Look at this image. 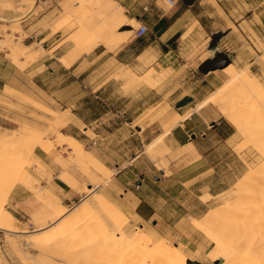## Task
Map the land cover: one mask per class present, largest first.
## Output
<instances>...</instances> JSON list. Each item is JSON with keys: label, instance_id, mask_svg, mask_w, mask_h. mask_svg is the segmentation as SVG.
Segmentation results:
<instances>
[{"label": "rangeland", "instance_id": "obj_1", "mask_svg": "<svg viewBox=\"0 0 264 264\" xmlns=\"http://www.w3.org/2000/svg\"><path fill=\"white\" fill-rule=\"evenodd\" d=\"M37 4L31 24L22 26L18 21L6 28L0 26V84H7L0 90V138L15 132L20 138L17 143L0 144V203L7 201L6 208L16 218L15 227L26 230H0V264H93V258L103 259L105 264L120 263L121 259L114 263L99 258L98 252L90 248L80 252L74 249L79 243L77 232L90 231L88 225L95 220L114 229L105 212L92 202L95 193L107 196L115 208H125V230L130 238L141 232L154 241L166 237L168 245L180 248L191 264H220L222 260L213 263L209 258L214 248L209 236L218 237L203 219L214 208L234 200L233 190L249 176L250 168H259L254 175L264 168V155L256 150L254 142L245 143L247 138L236 136L238 129L212 103L201 111L208 121H215L209 123V141L203 146L211 155L200 172L190 171L191 166L198 165L191 164L195 158L191 150L176 149L166 132H171L206 98L220 92L228 80L223 69L231 64L235 67L232 71L250 66V72L264 84V62L260 58L264 55V0L203 3L199 13L208 35L191 27L179 40L172 38L170 47L179 55L173 67L167 63L147 66L153 57L146 56L138 60L129 56V67L109 60L118 51L111 49L118 27L129 23L131 38H137L135 29L140 25L135 19L128 20L114 0H37ZM77 11L80 14L74 17ZM78 40L85 46H79ZM22 42L30 47L27 54L19 51ZM100 43L113 52L100 54L101 50H95ZM182 44L185 49L180 50ZM90 46V52L84 50ZM216 56L207 68L229 64L208 72L200 69L201 64ZM64 57H76L74 63L80 64L75 69L74 63L64 65ZM152 68L154 78L149 82L146 79ZM128 70H133L136 78H130ZM17 91L25 96H18ZM185 97L187 101L182 102ZM178 107L186 112L174 120L172 114ZM218 122L214 130L213 124ZM25 123L29 130L23 134L20 127ZM55 128L76 137L87 153L108 166L109 173L96 172L91 165V174L87 170L85 173V162L79 165L69 151L54 146L53 139L65 137L58 136ZM165 134L161 142L148 147ZM225 139L224 144L217 143ZM43 142L46 147L52 144L48 147L51 151L41 148ZM34 146V154L23 155ZM36 152L43 153V160ZM162 157L164 160H159ZM14 159H19L20 165L10 170ZM157 160L165 165L159 167ZM22 167L31 171L40 189L43 187L69 211L80 203H89L99 218L93 215L85 227L68 234L51 222L46 230L35 233L42 227L41 215L47 203L40 193L25 187ZM206 167L211 169L202 171ZM60 173L75 176L77 189L61 181ZM197 177L203 179L196 181ZM60 181L66 187L59 192L53 185ZM251 182L255 184L254 179ZM92 186L96 190L88 195ZM15 187L18 189L14 193ZM56 240L60 242L55 246L51 241ZM260 255L264 257V250Z\"/></svg>", "mask_w": 264, "mask_h": 264}, {"label": "bare ground", "instance_id": "obj_2", "mask_svg": "<svg viewBox=\"0 0 264 264\" xmlns=\"http://www.w3.org/2000/svg\"><path fill=\"white\" fill-rule=\"evenodd\" d=\"M78 12L79 11L75 12L74 17L80 14ZM131 22H135V20L133 19ZM6 26L7 25H4L5 28ZM130 34L131 32H125L123 34V38H127ZM91 41L92 39L88 40V44ZM121 41L122 40L115 39V42L111 43L113 45L111 46L110 44L111 49H115L121 43ZM77 44L79 46H85V44H81L80 40L77 41ZM19 45V51L21 53L27 54V49L30 50V47L25 45L23 42ZM90 49H92V46L85 47L84 50L90 52ZM29 52L31 53V51ZM75 58L71 57L68 59L67 57H64L62 62L70 66L74 62ZM260 58L264 62V55ZM249 67L250 66L245 67L243 70L239 71H232L235 69V67L233 64H231L223 69L228 76V80L219 93L213 94L206 98L197 107V110H201L209 103L216 105L221 114L227 118L229 123L238 129V133L235 135H240L247 138L245 143L254 142V146L257 148L256 150L264 155V84L257 76L250 72ZM152 71H154L153 68L149 71L148 77L146 79L149 82L154 78L152 76ZM127 73L130 75V78L131 75L136 78L135 72L133 70H128ZM159 79L161 78H158V80ZM144 82L146 81L144 80ZM156 83H159V81H156ZM15 94L18 96H25L18 91ZM56 113L57 112H55V114ZM179 118L180 116L178 114H173L172 119ZM20 128V132L23 134L27 133L29 130V126L26 123L22 124ZM49 133L52 134L51 132ZM56 133L58 136H63V134H65V137L53 139L54 146L62 147L64 150L69 151L68 154L70 157H74L79 165L85 162L87 167L88 165H91L93 170L96 172L102 174L109 173L110 169L108 166L101 162L97 157L87 153L83 147L84 145H82V143L76 137L66 134L62 131H57ZM168 133L169 130L166 132V134ZM166 134L164 136H159L148 147L151 148L155 144L161 142L165 138ZM19 139V136L15 132L12 133L10 137L0 138V144L6 145L7 142H12V144L17 143ZM22 139L23 137L21 140ZM51 145L52 144L49 146L51 147ZM41 146L40 147L46 152L51 151V148H48L49 146L46 147L44 142L41 144ZM36 147L37 146H34L29 150H25L23 155H29L32 153L34 154ZM192 147L191 145H188L185 146L184 149L191 150ZM243 151L244 150H242V153ZM5 153L7 155L6 151ZM87 157L88 160L84 161V159ZM159 160L163 161L164 158ZM159 160H157V165L162 168L165 163L163 162L164 164H160L161 161L158 162ZM19 165V159H14L11 161L10 170L17 169ZM261 166L263 167L264 165ZM89 168L90 167L84 168L83 171L87 170V172L90 173L91 171H89ZM258 169L259 168L256 167L255 169L250 168L251 173L249 176L246 177L244 181L237 188H235V190H233L234 200L228 201L218 208H214V210L203 219V224L206 225L218 237L217 240L208 235L214 244V248L209 253V258L213 263L222 260L220 264H264V257L263 255H260V251L264 250V168L261 169L257 175H254ZM168 171L170 170L168 169ZM22 172V179L27 183V186L25 187L31 190V192L33 191L40 193L39 195L41 196V199H44L47 203L46 210L41 215L44 217V222L42 223V227L35 230V233L46 230L49 226V223L51 222V224L56 223L60 225L59 229H61L63 233L68 234L71 231L82 228L83 226L85 227L86 223L90 218L93 217V215L99 218L97 213H95L93 210V206L89 203H80L77 207H75L73 212L69 211V209L63 206L56 197L52 196L48 192H44L42 190L43 187L41 189L39 188L38 180H35L33 175L30 173L31 171L29 172L27 167H22ZM59 178L61 181L72 187V189H77L76 187L79 183L75 176L71 177L68 175V173H60ZM252 179L255 180V184L251 182ZM107 180L108 179H106V181ZM24 184L25 182L23 185ZM95 187L92 186V188L89 189L88 195H92V193H94L96 190ZM93 201H95L100 210L105 212V215H107L108 219L114 225V229H111L108 223H102L101 220H95L94 222L92 221L93 224L88 225V229L90 228V231H78L76 234L78 235L79 243L74 247V249L77 252L90 248L95 252H98L97 256L99 258L102 257L107 261H114V263L119 259L122 260V258L125 257L122 262L120 260V263L118 261L117 264H191L192 260L187 258V254L185 253V255L180 248L170 246V244L168 245V243L164 240L166 237L164 239L162 238L154 241L151 236H148L149 234L147 235L146 233L141 232V234L136 235L134 238H130L125 230V226L127 225H125V220L127 218L126 214L119 208H115L116 206L114 207L112 202L104 194L98 193L96 195L95 193L92 202ZM6 202L7 201H3L0 203V230H4L6 232H26V230L19 231L15 227L16 225L14 224V221L16 218L12 211L6 208ZM114 208L115 211L113 210ZM111 209L114 211H112L113 213L111 212ZM41 216L38 215L37 217L41 218ZM51 242L55 243L56 246L59 245L58 243L60 241L56 240ZM209 243L211 242L209 241ZM148 253L149 255H146ZM92 255L95 256V254ZM93 259V264L106 263V261L103 259Z\"/></svg>", "mask_w": 264, "mask_h": 264}, {"label": "crops", "instance_id": "obj_3", "mask_svg": "<svg viewBox=\"0 0 264 264\" xmlns=\"http://www.w3.org/2000/svg\"><path fill=\"white\" fill-rule=\"evenodd\" d=\"M49 1L52 2L53 0ZM114 1L117 3V5L123 8L124 16L128 20L135 19L139 23L144 22L149 27V33L146 36L141 37V39L131 38V34L127 38H123V34L125 32H132V30L129 29V23L118 27L117 31H115L114 36L116 39L122 41L115 48H118V51H116L114 55L112 54L109 56V60L111 62H115V64L117 65H124L129 67V56H135V60L146 56L153 57L152 62L147 66H158L159 64L167 63L168 65L170 64V67H173L175 65V57H179V55L170 47V41L172 40V38L176 37L175 41L179 40L185 33H187V31H189L191 27L196 28L200 32H204L205 35H208V31L202 23L201 14L199 13L201 12L200 7L208 0H194L190 4H185L183 0H175L174 6H172L167 0ZM37 8V0H0V26L11 25L18 21L21 22V25L23 23L31 24L32 20H34L35 18V13H37ZM124 27H127L128 29L123 30L122 28ZM178 48L180 50H183L185 49V46L182 44L181 47ZM95 50H101L100 54H104L105 52H113L109 48L107 49L105 43H100V45L95 47ZM77 62L74 64L72 63L73 65L71 64L73 67L75 66L74 69L80 64V62L78 64ZM200 63L201 62H199V64ZM64 67L67 69L66 66ZM0 86V90L1 88L5 89L7 84H0ZM82 87L86 88L87 86L83 84ZM178 108L179 110L174 109L173 114H178L180 117L184 116L186 112L184 110L186 109L183 108L180 110V108L182 107ZM195 108L189 116H186L185 119H174L179 120V122L171 129V132H169V136L170 141L176 149H181L188 145H191V147L194 146L191 149V156L195 158L191 160V164L198 163V165H196V167H194V165L191 166L190 171L192 172L195 169L196 173H198L201 170L199 168L202 167L206 163V161L208 162V158L211 155L208 150H203V146L209 141V133L207 132L211 130L209 128V123L212 124L215 119L208 121L201 112L203 111V108L201 110H197V107ZM219 113L221 114L220 111ZM218 125L219 122L218 124L214 125L213 129H218ZM227 140L228 139L217 141V143L221 142L224 144V142H226ZM36 155L41 160H43L42 152H36ZM207 168L209 167L203 168L202 171L207 170ZM204 177L206 176H203V178ZM203 178L197 177L196 181ZM180 183L184 185L182 181H180ZM53 187L54 189L56 188L55 190L59 192L65 189L61 184L58 183L53 185ZM17 189L18 187L14 188V193L17 191ZM220 193L221 192H216L215 195H218ZM66 198L69 199L68 197ZM121 210L125 214L127 213L125 211V208Z\"/></svg>", "mask_w": 264, "mask_h": 264}, {"label": "built area", "instance_id": "obj_4", "mask_svg": "<svg viewBox=\"0 0 264 264\" xmlns=\"http://www.w3.org/2000/svg\"><path fill=\"white\" fill-rule=\"evenodd\" d=\"M172 6L175 5V0H167ZM135 36L137 38L144 37L149 33V27L144 22H140V25L135 29Z\"/></svg>", "mask_w": 264, "mask_h": 264}, {"label": "trees", "instance_id": "obj_5", "mask_svg": "<svg viewBox=\"0 0 264 264\" xmlns=\"http://www.w3.org/2000/svg\"><path fill=\"white\" fill-rule=\"evenodd\" d=\"M184 1V3L185 4H190V3H192L194 0H183ZM123 30L124 29H128L127 27H124V28H122ZM138 39H141V37L140 38H138ZM217 58V56L214 58V59H208V60H206L203 64H201V66H200V69L201 70H203V71H206V72H208L209 70H211V68H207V65H209L213 60H215ZM187 97H185L183 100H182V102H185V101H187ZM59 184H61L63 187H66V184L65 183H63V182H59Z\"/></svg>", "mask_w": 264, "mask_h": 264}, {"label": "water", "instance_id": "obj_6", "mask_svg": "<svg viewBox=\"0 0 264 264\" xmlns=\"http://www.w3.org/2000/svg\"><path fill=\"white\" fill-rule=\"evenodd\" d=\"M228 64H229V62H224V63H221V64H216V65H214L212 67L211 70H215V69H218V68H223V67L227 66ZM213 125H215V123Z\"/></svg>", "mask_w": 264, "mask_h": 264}]
</instances>
